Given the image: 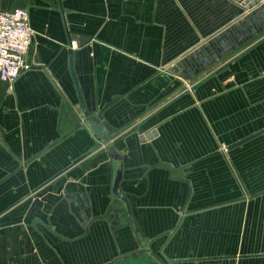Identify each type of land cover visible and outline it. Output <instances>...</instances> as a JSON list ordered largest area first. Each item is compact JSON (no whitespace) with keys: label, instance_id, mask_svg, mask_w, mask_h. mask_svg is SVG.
<instances>
[{"label":"crops","instance_id":"1","mask_svg":"<svg viewBox=\"0 0 264 264\" xmlns=\"http://www.w3.org/2000/svg\"><path fill=\"white\" fill-rule=\"evenodd\" d=\"M0 8L35 33L0 78V264H264V1Z\"/></svg>","mask_w":264,"mask_h":264},{"label":"built area","instance_id":"2","mask_svg":"<svg viewBox=\"0 0 264 264\" xmlns=\"http://www.w3.org/2000/svg\"><path fill=\"white\" fill-rule=\"evenodd\" d=\"M29 11L24 8L4 10L0 8V78L12 90L21 74L31 68L27 60L35 35L29 20ZM69 50L79 48L77 40H71ZM223 146L227 153L229 149Z\"/></svg>","mask_w":264,"mask_h":264},{"label":"water","instance_id":"3","mask_svg":"<svg viewBox=\"0 0 264 264\" xmlns=\"http://www.w3.org/2000/svg\"><path fill=\"white\" fill-rule=\"evenodd\" d=\"M262 1H264V0H239V2H241V3H242L247 9H249V10L253 9L254 7L259 6V5L262 3ZM89 41H91L90 38L80 37V38H79V46H80V47H83V46H85ZM179 65H180V64H177V66H176L177 68H175L176 70L180 68ZM93 124H94V125H93ZM93 124H92L91 121H89V120L87 121V126H88V128L92 129V128L95 126V124H96V125H97V124L99 125V120H94V121H93ZM103 129H104L105 132H107L105 128H103ZM263 133H264V130H262V131H260V132H258V133H256V134H254V135H252V136L246 138L245 140L241 141L240 144L243 143V142H246V141H248V140H250V139H252V138H254V137H256V136H259V135H261V134H263ZM110 152L112 153V156H113L115 159H121V156H120V155H119V156L117 155L115 149L111 148V149H110ZM121 178H122V171L118 172L117 177H116V179H115V183H114V194H115V195H118V194H119V186H120ZM124 202H125V204H126L128 210L130 211V204H129V202H128L126 199H124Z\"/></svg>","mask_w":264,"mask_h":264},{"label":"rangeland","instance_id":"4","mask_svg":"<svg viewBox=\"0 0 264 264\" xmlns=\"http://www.w3.org/2000/svg\"><path fill=\"white\" fill-rule=\"evenodd\" d=\"M143 142L145 141V138L142 140ZM223 146H226V145H224V144H221V148H223ZM226 148H228L227 146H226ZM228 150V149H227ZM223 151V150H222ZM224 153H225V151H223ZM227 156L229 155V151H227V153H225Z\"/></svg>","mask_w":264,"mask_h":264}]
</instances>
